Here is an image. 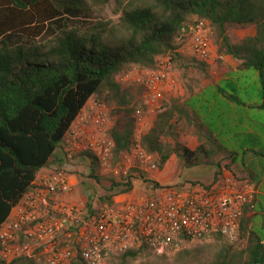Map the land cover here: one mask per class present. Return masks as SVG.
<instances>
[{
  "label": "trees",
  "instance_id": "trees-1",
  "mask_svg": "<svg viewBox=\"0 0 264 264\" xmlns=\"http://www.w3.org/2000/svg\"><path fill=\"white\" fill-rule=\"evenodd\" d=\"M82 2L0 0V226L32 187L40 171L71 165L64 148L62 153L56 152L63 147L64 138L81 109L103 89L117 97L113 111L116 119L110 129L114 153L118 156L131 148L135 123L132 103L136 95L123 92L115 77L132 65L154 68L160 56H170L173 63L183 60L174 37L187 27L188 16L207 20L217 34L218 55L241 61L240 70L258 74V85L264 91V0H131L122 7L119 27L124 36L116 42L106 39L108 29L101 24L102 27L87 31L63 25L45 42L11 43L13 33L25 32L36 23L40 27L35 32L38 36L47 23L65 13H77ZM229 25H254L256 34L233 43L227 34ZM194 62L196 68L207 71V63L197 59ZM243 85L244 79L224 80L183 101H162L163 109L143 139L145 149L157 155L159 167L164 168L176 156L186 168L212 167L213 181L225 171L238 177L232 165L247 161L250 152L259 153L248 142L222 140L231 137L226 127L216 136L220 111L228 115L227 122L231 123L233 110L211 105L224 99L237 104L251 101L253 95L248 97ZM238 112L240 115L241 110ZM183 125L195 129L199 140L196 149L189 148L181 132H177ZM85 157L90 160L91 178L105 191L97 200L88 197L92 211L102 203L113 205L115 197L133 190L136 176L101 177L96 173V161L90 155L79 156L84 160ZM103 179L108 181L107 185ZM251 215L247 210L241 220L240 237L246 242L245 248L236 251L225 242L211 264H264V228L250 227L257 220ZM215 240L225 239L218 236ZM146 250L145 246L119 256V264L136 259ZM0 264L34 263L17 259Z\"/></svg>",
  "mask_w": 264,
  "mask_h": 264
},
{
  "label": "built area",
  "instance_id": "built-area-1",
  "mask_svg": "<svg viewBox=\"0 0 264 264\" xmlns=\"http://www.w3.org/2000/svg\"><path fill=\"white\" fill-rule=\"evenodd\" d=\"M210 34V23L198 19L183 28L175 41L198 61L210 64L214 54ZM173 67L170 56H160L154 68L133 66L123 74L142 89L147 109L146 115H135L129 150L114 153L110 129L115 117L107 102L94 97L81 109L63 142L68 163L90 155L101 177L140 175L145 196L115 199L113 205L92 211L88 197L72 199L77 183L68 166L44 168L0 226V262L112 264L145 246L155 255L171 256L218 236L231 245L241 242V220L247 210L255 211L259 194L253 182L227 173L211 184H154L153 175L161 168L143 139L154 120L149 116L156 117L163 109L164 95L175 85Z\"/></svg>",
  "mask_w": 264,
  "mask_h": 264
},
{
  "label": "rangeland",
  "instance_id": "rangeland-1",
  "mask_svg": "<svg viewBox=\"0 0 264 264\" xmlns=\"http://www.w3.org/2000/svg\"><path fill=\"white\" fill-rule=\"evenodd\" d=\"M59 1V0H57ZM82 4L80 10L75 14H63L60 17L56 18L52 23H47L45 26V30L38 36H35V32L40 30V27L35 23L29 25L26 28L25 32L17 31L12 34V44H16L17 42H21L26 45H32L33 43H42L49 39H52L56 33L57 29L60 26L68 25L71 27H77L82 30H93L96 27H102V25H106L108 31L105 34V37L108 41H115L124 36L121 33V28L119 27L120 18H121V10L129 1L131 0H82ZM199 18L195 15L188 16L187 27L189 25L194 24ZM108 24V25H107ZM227 34L229 35L231 40L240 41L242 32L241 27L238 25H229L227 26ZM174 37V41H175ZM210 41L213 45V48L216 50V54L218 55L217 49V34L211 27ZM116 42V41H115ZM176 43V41H175ZM178 46V44L176 43ZM181 48V55L183 56V60L178 61L174 64L172 73L175 79V85L171 90H168L164 95L165 103H169L171 101H183L186 96V92L192 90V87H197L202 84L203 80L209 79L210 67H207V71L203 72L200 68H196L198 65L194 62L196 59L188 50L185 45H179L178 49ZM186 65V67H184ZM137 65H132L126 68L123 72L115 77V81L121 86V89L127 92H130L135 96L133 100L132 106L135 109V115L141 113L142 115L147 114V109L144 106V99L142 95V89L138 87L132 80L126 81L123 77V74L129 70L131 67ZM145 69V67H141ZM244 85L246 87L247 96H251L253 94V86L250 85V82L244 81ZM243 85V86H244ZM264 91L261 89V93ZM94 98L104 100L107 102L109 107L112 110V115L115 117L113 111H115L117 107V97L114 92L103 89L98 95ZM149 118L154 119L155 117L149 116ZM194 128L181 126L177 129V132L183 133V140L186 145L192 149L196 147V139L194 138V134L192 133ZM180 133V136H181ZM186 138V139H185ZM178 159V158H177ZM78 161V167H75L74 163H71L68 166V169L72 171L73 174L76 175L79 183L80 194L85 197H89L91 200H97L104 194L103 188H101L94 179L90 176V163L87 160L80 159L79 157L75 162ZM74 167V168H73ZM166 174L170 176L175 182L170 185L182 184L186 181H199L204 184H211L214 178V170L210 166H199V167H183L182 162L178 159L175 165L174 162L168 164L166 167ZM161 171V169H160ZM159 171V172H160ZM176 172V173H175ZM232 174L229 171H225L224 174ZM177 174V175H176ZM238 174V173H237ZM238 177H241V174H238ZM138 182H141V176L137 175ZM140 179V180H139ZM158 183V182H157ZM103 184L107 185L108 181L103 179ZM160 184V183H159ZM144 185V184H143ZM108 205V204H101ZM225 240L223 241H212L206 243H195L190 245L187 249L171 256H158L152 253L149 250L143 251L139 254L136 259H128L126 264H211V262L215 259L216 254L219 252L220 248L225 244ZM228 243V242H227ZM246 242L241 240V242L232 245L236 251H241L245 248ZM121 257H117L113 260L112 264H119V260Z\"/></svg>",
  "mask_w": 264,
  "mask_h": 264
},
{
  "label": "crops",
  "instance_id": "crops-1",
  "mask_svg": "<svg viewBox=\"0 0 264 264\" xmlns=\"http://www.w3.org/2000/svg\"><path fill=\"white\" fill-rule=\"evenodd\" d=\"M242 35L240 41L236 42L232 40L233 43H240L243 39L251 36H255L256 34V26L249 25V26H240ZM241 61H237L230 56H219L216 54V50L214 49L213 59L208 66L213 65L210 67V78L203 80L202 84L197 87H192L193 89L186 92V96L184 99L190 97L191 94L196 96L202 89L208 87L209 85L216 86L219 82L224 80H233L238 81L244 79V81L250 82V85L253 86V99L251 101L242 102L237 104V102L228 101L224 99V102L218 104L213 103L211 107L214 105H220L219 107L222 108H229L233 110V118L231 123H228L227 120H230L226 113L220 111L219 115V123L217 124V130L215 135L218 136L219 134L224 132V128L226 127L228 131L231 133V137L224 138L222 140L225 141H241V142H248L250 146L254 147L256 150L254 152H250L247 156L248 160L243 161L241 165L234 163L231 167L233 171H236L238 174H241V177L247 178L259 189V194L256 197V208L255 211L252 212L251 217L257 219L251 223L253 228L262 230L264 228V99L261 100L262 93L261 87L258 85L259 83V75L253 73L251 71L240 70L239 65ZM246 88V87H245ZM251 95V96H252ZM183 99V100H184ZM241 110L239 115L238 110ZM218 119V118H217ZM234 129V130H230ZM194 134V138L196 139V147L199 145V140L195 135V129L192 132ZM181 137L183 139L184 135L181 133ZM186 139V138H185ZM64 142V141H63ZM185 142V141H184ZM257 143V144H256ZM64 144V143H63ZM196 147L194 149H196ZM64 147L59 148L56 154L62 153V149ZM190 148V147H189ZM192 149V148H191ZM85 160L90 162V160L85 157ZM178 161L176 156H172L170 160L166 163L164 168L161 169L160 172H157L153 175L154 181L160 183L161 185H170L175 181L166 174L167 170L166 167L168 164L174 162V165ZM225 163H229L226 161ZM75 167H78V161L74 162ZM74 168V167H73ZM176 173V172H175ZM75 175V174H74ZM177 175V174H176ZM252 175V179L249 176ZM75 182L77 183V187L75 192L72 196L74 200L85 199L84 195L80 194V188L78 185V179L75 175ZM140 180V179H139ZM142 184L138 182V179L134 181V188L131 192L126 194H121L115 199H138L146 194V187L143 185V181L141 180ZM262 243L264 244V237L262 239Z\"/></svg>",
  "mask_w": 264,
  "mask_h": 264
}]
</instances>
